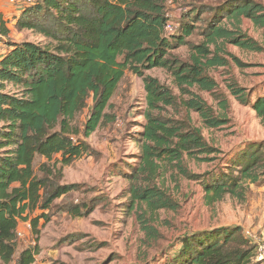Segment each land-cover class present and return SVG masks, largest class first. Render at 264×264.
I'll return each mask as SVG.
<instances>
[{"label":"trees","instance_id":"obj_1","mask_svg":"<svg viewBox=\"0 0 264 264\" xmlns=\"http://www.w3.org/2000/svg\"><path fill=\"white\" fill-rule=\"evenodd\" d=\"M166 3L36 0L17 18L18 30L38 33L47 42L6 41L8 48L0 59V264L34 263L37 245L23 249L15 260L20 223L76 189L62 185L61 169L91 153L87 139L112 121L106 110L126 70L142 79L146 108L136 140L137 162L121 176L129 186L126 208L135 215L146 249L162 240L159 229L165 222L160 214L179 208L166 185L167 174L169 180L182 177L199 183L206 207L226 198L244 204L250 186L264 184V141L245 145L232 164L217 173L194 174L185 165V160L217 161L219 150L206 140L203 129L228 123L229 105L210 71L227 67L230 61L240 65L225 50L227 45L264 51L242 29L243 19L254 29H264V4L256 0L200 4L175 20ZM169 22L173 29L166 34ZM9 33L0 16V36ZM192 36L201 42L189 41ZM180 47L188 48L185 60L173 54ZM152 69L169 74L181 97L145 75ZM227 90L240 105L250 106L264 125V95L252 101L245 88L231 84ZM203 92L216 107L201 97ZM88 99L92 107L81 129L75 120ZM191 113L198 115L202 126L195 125ZM56 156L60 160L51 166ZM37 157L46 161L39 175L34 170ZM91 210L74 206L68 214L83 217ZM39 219L48 217L42 213L30 220L36 235ZM174 250L158 264H258L257 247L239 226L186 233Z\"/></svg>","mask_w":264,"mask_h":264},{"label":"rangeland","instance_id":"obj_2","mask_svg":"<svg viewBox=\"0 0 264 264\" xmlns=\"http://www.w3.org/2000/svg\"><path fill=\"white\" fill-rule=\"evenodd\" d=\"M5 1L18 7V16L26 8L24 4ZM224 1L167 0L166 10L169 17H175L176 20L178 15L180 18L186 16L193 6H218ZM256 1L264 4V0ZM17 14L3 20L10 33L8 37L0 36V53L8 48L6 41H28L41 45L47 42L38 33L18 30L15 26ZM242 29L264 47V29H254L247 19H243ZM188 40L201 42L198 36ZM225 50L236 57L240 65L230 61L227 67L212 69L210 74L228 100L229 121L219 129H203L206 140L219 150V154L213 163L185 160V165L194 174L217 173V169L231 165L245 145L264 141V125L250 106L240 105L227 90L231 84L245 88L252 101L264 95V51L252 53L231 45H227ZM173 54L185 60L188 48L180 47ZM145 75L157 78L170 87L174 95L181 97L165 71L152 69L146 71ZM8 90H12L11 87ZM200 95L216 107L209 93ZM91 107L92 100L88 99L86 108L75 120L81 129ZM145 108L142 79L126 70L110 100V108L106 110L113 117L112 121L100 125L87 139L91 153L61 169L62 185L76 186V189L54 201L49 210H36L30 215V220L42 213L48 217L47 221L39 219L37 235L31 231L30 220L20 223L18 230L21 237L17 239L18 253L15 260L23 249L37 245L39 251L33 264H158L173 249L177 251L186 233L230 226L241 227L244 235L254 242L257 252L264 251V184L251 185L248 200L244 204L226 198L212 207H206L199 183L182 177L169 180V174L166 185L179 208L176 212L160 214L161 221L165 223L160 225L162 240L157 245L146 249L141 243L143 234L139 232L135 215L126 208L129 186L121 174L129 173L137 162L139 150L136 140L144 124ZM191 116L196 126H202L196 113H191ZM59 160L60 156H56L50 165ZM44 162L43 158L35 159L34 170L37 175ZM60 168L58 164L56 169ZM74 206H86L87 210H92L83 217H71L68 208ZM255 262L264 264V259L258 257Z\"/></svg>","mask_w":264,"mask_h":264},{"label":"crops","instance_id":"obj_3","mask_svg":"<svg viewBox=\"0 0 264 264\" xmlns=\"http://www.w3.org/2000/svg\"><path fill=\"white\" fill-rule=\"evenodd\" d=\"M18 12H20V11H18V7H15V6L9 4L5 0H0V16L2 17L3 20L4 19H8L9 15L13 16V14H15V13L17 14ZM18 17L19 16L17 14L16 20H17ZM5 52L6 51H4V53ZM4 53H0V59L2 58Z\"/></svg>","mask_w":264,"mask_h":264},{"label":"built area","instance_id":"obj_4","mask_svg":"<svg viewBox=\"0 0 264 264\" xmlns=\"http://www.w3.org/2000/svg\"><path fill=\"white\" fill-rule=\"evenodd\" d=\"M10 3L12 4H24L26 5L25 7L27 6H30L32 5L36 0H8ZM172 24L169 22L167 23V25L165 26V31H166V34H170L172 32ZM17 236L18 237H21V232H19V230L17 231ZM264 259V251L261 252L259 251V253L257 252V256H256V259Z\"/></svg>","mask_w":264,"mask_h":264}]
</instances>
